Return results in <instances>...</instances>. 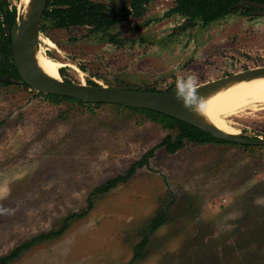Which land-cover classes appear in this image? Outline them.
<instances>
[{
    "label": "rangeland",
    "instance_id": "obj_1",
    "mask_svg": "<svg viewBox=\"0 0 264 264\" xmlns=\"http://www.w3.org/2000/svg\"><path fill=\"white\" fill-rule=\"evenodd\" d=\"M91 1L117 14L130 7L129 0ZM173 4L153 0L141 17L119 20L107 33L46 20L37 48L62 62L73 83L138 91H164L190 75L197 86L264 66V15L235 12L180 30L184 18L169 14ZM93 104L53 103L20 83L0 84V256L58 230L91 203L61 235L9 264H128L160 210L168 220L134 264H264V145L186 141L168 153L156 145L178 129ZM226 121L264 135V104ZM151 149L148 164L125 182L90 196Z\"/></svg>",
    "mask_w": 264,
    "mask_h": 264
},
{
    "label": "trees",
    "instance_id": "obj_2",
    "mask_svg": "<svg viewBox=\"0 0 264 264\" xmlns=\"http://www.w3.org/2000/svg\"><path fill=\"white\" fill-rule=\"evenodd\" d=\"M151 1L153 0H129L130 7L123 9V12H126L127 15L119 18H111L105 15V12H113L102 2H95L91 0H47L42 13L39 30H43L45 28L44 22L48 20L52 22V26L55 28L69 29L70 27L85 26L89 28L88 32L92 34L99 32L107 33V31L112 28V26L119 20L126 19L130 15L132 17H141L145 11L146 5ZM249 1L264 4V0ZM17 2L18 0H16L15 3L8 0L0 1V73L4 76L12 77L14 84L20 83L25 88H29V86L22 80L12 54L10 31L12 26L16 25L17 23ZM258 9L259 8L256 6L246 5L244 0H174V4L168 12L169 14H177L184 18V22L180 26V30H185L186 28L193 26L196 20H200L203 25H207L235 12H243L245 14L255 15ZM108 39L112 43L119 42L117 41L115 35L112 34H108ZM59 75L65 81L71 82L67 78L62 68L59 69ZM0 84L9 85L11 83L0 82ZM88 84L93 86L98 85L94 81H88ZM177 90V86L164 91L144 89V91L151 92H169ZM38 94L43 95L45 99L53 103H58L61 101H73L80 105H92V103H85L79 99L68 96L44 94L42 92H38ZM93 105L98 106L99 104L96 103ZM118 106L139 112L147 119L161 124L165 129H178L179 133L176 136L173 137L171 134H167L156 145L157 147H163L168 153H174L178 149L182 148L186 141H190L194 144L232 143V141L217 138L211 133L198 128L191 123L182 121L158 111L132 108L122 105ZM152 156L153 150L151 149L146 152L138 161L134 162L125 174L116 175L115 177L110 178L102 183L100 186L95 187L91 191L90 196H92L91 194L95 193L107 192L119 183L125 182L135 173L138 167L148 164L149 158ZM90 205L91 203L89 204V207ZM89 207L82 213H71L67 215L58 230L37 235L30 241L14 248L7 255L0 256V264H9L11 260L18 257L22 252L29 249L35 243L61 235L69 227L72 219L86 215L89 211ZM167 220L168 216L163 210L158 211L151 218L146 229H144L142 239L135 245L132 259L128 264H134L144 255V251L146 250V246L149 241V235L155 232L160 226L165 224Z\"/></svg>",
    "mask_w": 264,
    "mask_h": 264
},
{
    "label": "water",
    "instance_id": "obj_3",
    "mask_svg": "<svg viewBox=\"0 0 264 264\" xmlns=\"http://www.w3.org/2000/svg\"><path fill=\"white\" fill-rule=\"evenodd\" d=\"M47 0H27L20 11L17 7L16 25L12 26L10 35L12 54L17 70L22 80L37 92L56 94L79 99L85 103H112L132 108L158 111L182 121L191 123L217 138L226 139L242 144L264 145V135L254 133H230L211 126L200 120L193 112L196 103L228 87H233L243 81L264 78V66L233 73L213 81L195 86L196 95L193 106H185L177 98V91L151 92L120 89L103 85H89L85 83L67 82L61 78L48 79L34 69V57L38 50L39 26ZM246 5L256 6L257 15H264V4L244 0ZM242 6V5H238ZM111 18L127 15L124 13H105ZM0 82L13 83L10 76L0 73Z\"/></svg>",
    "mask_w": 264,
    "mask_h": 264
},
{
    "label": "bare ground",
    "instance_id": "obj_4",
    "mask_svg": "<svg viewBox=\"0 0 264 264\" xmlns=\"http://www.w3.org/2000/svg\"><path fill=\"white\" fill-rule=\"evenodd\" d=\"M26 2L27 0L18 1L20 11ZM62 66V62L45 56L40 50L36 51L34 69L44 77L59 79L58 69ZM257 104H264V78L243 81L204 98L194 105L193 112L205 123L235 134L239 132L228 124L226 117Z\"/></svg>",
    "mask_w": 264,
    "mask_h": 264
},
{
    "label": "clouds",
    "instance_id": "obj_5",
    "mask_svg": "<svg viewBox=\"0 0 264 264\" xmlns=\"http://www.w3.org/2000/svg\"><path fill=\"white\" fill-rule=\"evenodd\" d=\"M197 78L195 75H190L186 78H181L177 83V98L187 107L193 106V101L199 97L196 95L195 85Z\"/></svg>",
    "mask_w": 264,
    "mask_h": 264
},
{
    "label": "flooded vegetation",
    "instance_id": "obj_6",
    "mask_svg": "<svg viewBox=\"0 0 264 264\" xmlns=\"http://www.w3.org/2000/svg\"><path fill=\"white\" fill-rule=\"evenodd\" d=\"M19 1V0H18ZM105 13H108V12H105ZM255 15H257V14H255Z\"/></svg>",
    "mask_w": 264,
    "mask_h": 264
}]
</instances>
